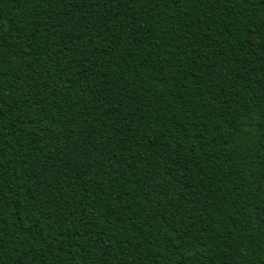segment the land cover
Listing matches in <instances>:
<instances>
[{
	"label": "trees",
	"instance_id": "trees-1",
	"mask_svg": "<svg viewBox=\"0 0 264 264\" xmlns=\"http://www.w3.org/2000/svg\"><path fill=\"white\" fill-rule=\"evenodd\" d=\"M0 264H264V0H0Z\"/></svg>",
	"mask_w": 264,
	"mask_h": 264
}]
</instances>
